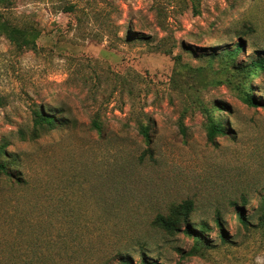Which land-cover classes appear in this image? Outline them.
Returning <instances> with one entry per match:
<instances>
[{
  "label": "rangeland",
  "instance_id": "obj_1",
  "mask_svg": "<svg viewBox=\"0 0 264 264\" xmlns=\"http://www.w3.org/2000/svg\"><path fill=\"white\" fill-rule=\"evenodd\" d=\"M2 13L37 38L17 50L0 35V160L24 182L0 175V264H264V0H10ZM247 87L260 106L239 100ZM36 110L57 125L23 140ZM188 200L205 245L151 225Z\"/></svg>",
  "mask_w": 264,
  "mask_h": 264
},
{
  "label": "trees",
  "instance_id": "obj_2",
  "mask_svg": "<svg viewBox=\"0 0 264 264\" xmlns=\"http://www.w3.org/2000/svg\"><path fill=\"white\" fill-rule=\"evenodd\" d=\"M10 0H0V35H3L11 45L17 50H23L25 48L34 47V40L37 38V34L34 30H25L19 28L13 24L8 23L3 16V10L7 8ZM242 44H244L243 40H240L238 44H236L231 52H229L232 56H236L237 52L243 49ZM253 69L263 70L264 69V54L262 56L255 58L252 62ZM250 87H247L239 100L248 107L256 108L260 106V104L254 100L253 96L250 94ZM57 125V120L55 115L46 114L43 111L36 110L34 111L33 118V128L29 132V134H25L22 131H19L20 137L24 140L27 137L29 140H35L40 137L41 130H52L55 129ZM92 125L95 130H99V124L94 121ZM141 135L147 139L148 138V130L147 128L140 129ZM226 134V128L219 122H209L205 127V135L206 140L209 143H213L218 136H222ZM5 144L0 147V151H4ZM9 164L0 160V175L6 177L13 184H21L24 183L22 180V176L20 173L17 175L11 172L8 167ZM259 210L261 212V219H264V196L261 198ZM192 211V202L184 201L183 203L173 206L167 215L157 214L152 220L151 225L157 229L162 230L168 235H176L182 231V233L188 237L193 238L196 241L200 242L202 245H205V238H203L200 230H195L193 227L191 228L188 224V217L190 212ZM237 221L242 223L246 222L242 212L237 211L234 214ZM215 223L218 227H220L219 220L216 218ZM182 225L185 226L182 229ZM182 229V230H181ZM220 239L225 242L226 237L221 233L220 230ZM142 256L144 254H141ZM119 264H131L126 260L120 261ZM139 264H156L153 261H147L144 257L140 258Z\"/></svg>",
  "mask_w": 264,
  "mask_h": 264
}]
</instances>
